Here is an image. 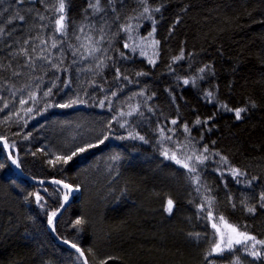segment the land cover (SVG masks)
<instances>
[{
  "label": "trees",
  "instance_id": "trees-1",
  "mask_svg": "<svg viewBox=\"0 0 264 264\" xmlns=\"http://www.w3.org/2000/svg\"><path fill=\"white\" fill-rule=\"evenodd\" d=\"M64 4L0 0V140L25 175L79 190L56 237L89 264H210L220 216L264 240V0ZM166 150L207 159L184 161L190 173ZM65 197L20 177L0 144V264H84L48 228ZM246 243L236 254L264 264V247L254 257Z\"/></svg>",
  "mask_w": 264,
  "mask_h": 264
},
{
  "label": "snow or ice",
  "instance_id": "snow-or-ice-1",
  "mask_svg": "<svg viewBox=\"0 0 264 264\" xmlns=\"http://www.w3.org/2000/svg\"><path fill=\"white\" fill-rule=\"evenodd\" d=\"M18 2H20V0H18ZM97 3H98V0H97ZM64 10H65L64 0H59L58 11L60 13H63ZM148 11H149V9L147 7H145L144 8V12H148ZM155 11H159V8L155 9ZM18 18L20 20H23L22 16H19ZM64 19H65L64 15H60L58 17V19L56 20V24H57V29L56 30H57V32H62V30L64 28V24H63ZM2 33H3V29L0 28V34H2ZM157 43H158V41H157ZM55 46L56 45L53 44V47H55ZM125 47H127V45H125ZM86 51H87V49H86ZM91 51L94 52V51H97V49H92ZM182 55L183 54H181L180 58H182ZM44 59H47V58L44 57ZM48 62L51 63V61H48ZM149 62L152 63L153 61L150 60ZM201 71L203 72L204 69H201ZM141 74H143V73H141ZM184 83L188 84L189 81L188 80H184ZM50 91L51 90H49V92ZM48 94L49 93H45V95H48ZM113 95H115V93H113ZM209 95H211V94L209 93ZM29 98L30 99H34L33 94H29ZM76 102L77 101L73 100V101L70 102V104H63V105H57V106L58 107H69V106H71V104H75ZM20 103L23 105V104L27 103V101L24 100V99H21ZM101 105L103 106V102H101ZM4 107H7V105L5 104ZM228 110L232 111V109H228ZM0 111H3V109H0ZM27 111L31 112L32 108L29 107L27 109ZM234 111H235L236 119L239 120V119H241V113L244 112L245 109L240 108V109H236ZM131 114H132L131 112L128 113V115H131ZM171 123L172 124H176L177 121L176 120H172ZM196 123L199 124V123H201V121L197 120ZM121 127H123V124H121ZM184 130L186 132L188 131L187 125H184ZM161 132L163 134V129L161 130ZM133 138H136V137L133 136ZM104 139H107V136H105ZM139 139L143 140L144 137L140 136ZM168 139H171V137H169ZM100 143H103V140H101ZM5 146L7 147L8 145L6 144ZM96 146L97 145H95V144H89V145H87L85 147H80L79 149H77V152H81L82 153V152L87 151L89 148L96 147ZM204 151L207 152L208 149L204 148ZM77 152H73L71 155H68L67 157H57V160H62L63 159L64 162H67L68 160H71L72 157L77 154ZM163 155L165 156V158L170 159V160L174 161L176 164L180 165L181 167L186 168L190 173L196 171L195 166L190 165L189 163H185L184 161H191V160L195 159L197 163H203L204 160L207 159V157L203 156L202 154L197 155L195 152H193L192 155H185L183 160L178 158V156H177V154L175 152L169 153L166 150L163 153ZM221 159H225V158L221 157ZM12 162L15 164L16 160L13 159ZM49 162L53 163L52 161H49ZM225 162H227L226 159H225ZM232 172H233L234 176L241 175V173L239 172L238 169H232ZM195 179L198 180L199 177H195ZM53 182L57 183V184L61 183L59 180H56V181H53ZM63 187L71 189V186L68 185V184H64ZM36 199L39 200L40 196L37 195ZM65 199H67V197H65ZM260 199H261V201H264V193L261 194ZM210 204H211V201H209V205ZM262 206H264V205H262ZM172 208H173V201L171 199H169L167 201V209L166 210L169 213H171ZM248 211L249 212H253L254 209L253 208H249ZM55 215H56V213L53 212L52 213V217H55ZM207 215H208L209 219L213 218V213H212V211L210 209H209ZM82 223H83L82 220H77L76 221L77 225H80ZM49 224L52 225V219L51 218L49 219ZM212 228L215 230L216 234L219 236V240L213 242L212 248L208 252V256H211L213 254L223 253L226 249H231L233 244H242L243 243L245 248L247 249L249 247V245L246 243L247 241H252V244L250 246L252 251L250 252V254L252 256H254V257L260 256V252L255 251V248H256L257 244H259L262 247H264V240H257L255 236L249 235L246 229L245 230H239L236 225H234L232 223H229L223 216H220L218 218V222H213L212 223ZM197 235H199V234H197ZM65 243H69V242L65 241ZM71 247L75 248L76 251L78 253H80L81 257H84L85 253L75 243L71 244ZM206 259H207V257H206ZM84 264H88V260L87 259L84 260ZM101 264H108V259L102 260ZM210 264H212V262H210Z\"/></svg>",
  "mask_w": 264,
  "mask_h": 264
},
{
  "label": "water",
  "instance_id": "water-1",
  "mask_svg": "<svg viewBox=\"0 0 264 264\" xmlns=\"http://www.w3.org/2000/svg\"><path fill=\"white\" fill-rule=\"evenodd\" d=\"M0 144L2 145L5 153H6V156L7 158L9 159L14 171L22 178H24L25 180L37 185V186H45V185H49V184H55L54 182L52 181H45V182H42V183H38L36 181H34L31 177L25 175L24 173H22V171L20 170V168L18 167V165L15 163H13V157L10 155L9 153V150H8V147H6L5 143L3 141L0 140ZM59 186H61L62 188L64 184H58ZM66 189L68 192H69V198L65 201V203L63 204V207L60 209V211L57 213V215H55V217H53L52 219V225H48V228H49V231L50 233L53 235V237L55 238V240L59 243V244H62V245H65L71 249H73L74 251H76L75 248L71 247V244H68V243H65L61 240H59L56 235H55V231H54V228H53V222L65 211V209L71 204V202L73 201L74 197H75V194H76V190H74V188L71 186V189H68V188H64ZM77 252V251H76ZM78 253V252H77ZM80 255V253H78ZM83 259L85 260V258L83 257Z\"/></svg>",
  "mask_w": 264,
  "mask_h": 264
},
{
  "label": "rangeland",
  "instance_id": "rangeland-1",
  "mask_svg": "<svg viewBox=\"0 0 264 264\" xmlns=\"http://www.w3.org/2000/svg\"><path fill=\"white\" fill-rule=\"evenodd\" d=\"M142 46H143V48L145 50L142 49L143 52L141 51V53L146 54V53L152 51L151 48L153 46V43L143 42V41H136L133 44V46L130 47V50L131 49L139 50ZM213 222H218V219L213 220L212 223ZM216 238H217V241H218L219 240V236L217 234H216ZM242 245H243V243L242 244H233L231 249H226L223 253L214 254V256L216 257L215 258L216 260L212 261V264H246L244 261H242V258H241L242 254H240V253L236 254V251H235V249L241 247ZM226 255H230L231 256V258L228 259L229 260L228 262H227Z\"/></svg>",
  "mask_w": 264,
  "mask_h": 264
},
{
  "label": "bare ground",
  "instance_id": "bare-ground-1",
  "mask_svg": "<svg viewBox=\"0 0 264 264\" xmlns=\"http://www.w3.org/2000/svg\"><path fill=\"white\" fill-rule=\"evenodd\" d=\"M23 179H24V178H23ZM32 179H33V178H32ZM33 180L36 181L35 179H33ZM48 181H52V182H53V181H55V180H48ZM36 182H38V183H42V182H45V181H36ZM30 183H31V182H30ZM31 184H33V183H31ZM59 184H65V183L61 182V183H59ZM33 185H35V184H33ZM49 185H55V186L61 187V186H59L57 183H55V184H49ZM49 185H45V186H49ZM35 186H37V185H35ZM45 186H38V187H45ZM62 207H63V205H62ZM62 207H61V208H62ZM61 208H60V209H61ZM66 209H67V208H66ZM66 209H65V210H66ZM59 211H60V210H59ZM59 211H58V212H59ZM58 212H57V213H58ZM57 213H56V215H57ZM52 219H53V218H52ZM78 255H79V254H78ZM80 257H81V256H80ZM81 258L83 259V257H81ZM84 258L86 259L85 255H84ZM83 261H84V259H83ZM88 264H89V263H88Z\"/></svg>",
  "mask_w": 264,
  "mask_h": 264
}]
</instances>
